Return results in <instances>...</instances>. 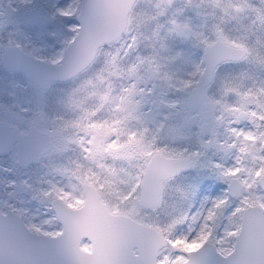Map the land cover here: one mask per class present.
<instances>
[{"label":"snow or ice","instance_id":"snow-or-ice-1","mask_svg":"<svg viewBox=\"0 0 264 264\" xmlns=\"http://www.w3.org/2000/svg\"><path fill=\"white\" fill-rule=\"evenodd\" d=\"M0 264H264V0H0Z\"/></svg>","mask_w":264,"mask_h":264}]
</instances>
